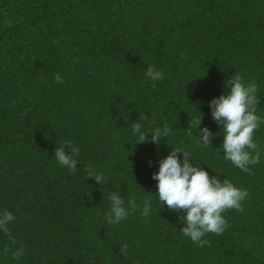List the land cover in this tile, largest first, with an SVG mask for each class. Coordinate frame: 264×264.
Returning <instances> with one entry per match:
<instances>
[{
  "label": "trees",
  "instance_id": "obj_1",
  "mask_svg": "<svg viewBox=\"0 0 264 264\" xmlns=\"http://www.w3.org/2000/svg\"><path fill=\"white\" fill-rule=\"evenodd\" d=\"M233 74L256 83L264 119V0H0V212L15 216L0 264H264V123L249 174L216 150L224 137L209 108ZM200 112L211 146L196 142ZM133 122L171 133L136 144ZM65 140L79 148L75 172L54 155ZM177 147L249 193L221 213L222 234L202 237L210 246L184 236V213L158 199L152 174ZM89 165L105 183L87 179ZM113 191L141 206L116 225L105 219Z\"/></svg>",
  "mask_w": 264,
  "mask_h": 264
},
{
  "label": "clouds",
  "instance_id": "obj_2",
  "mask_svg": "<svg viewBox=\"0 0 264 264\" xmlns=\"http://www.w3.org/2000/svg\"><path fill=\"white\" fill-rule=\"evenodd\" d=\"M146 76L152 81L163 79V74L154 67L148 68ZM55 80L57 83H63L59 73L55 75ZM224 87L228 89L227 94L224 91L209 101L211 117L220 126V133L224 137L216 150L222 151L224 158L230 160L236 167L252 174L249 165L261 161L260 147L254 142L253 133L261 123H264V119L256 115L257 106L260 104L257 85L255 82H246L240 74H233L225 80ZM202 116L201 113L192 121L199 129V139L196 142L211 146L216 134L207 126L200 127ZM139 119L148 118L141 112ZM131 129L137 135L136 144L151 142L159 145L161 139L171 133L168 126L142 130L139 122H133ZM191 134L189 131V135ZM180 153L183 154L182 159L178 155ZM54 155L60 166L70 172L77 170L79 148L70 140H65L56 147ZM86 172L87 179L94 178L100 185L105 183L104 174L96 172L91 165L86 168ZM152 178L157 181L156 193L162 207L166 204L169 210L184 213L185 225L181 231L200 247L211 244L210 240L202 239L206 234L220 235L227 228V221L221 213L226 209L242 210L241 201L249 195L246 189L237 188L227 179L222 181L218 175L210 176L204 168L193 164L190 154L179 147L171 149L170 153L159 161V169L152 174ZM107 198L111 203L105 219L111 225L119 224L141 207L135 197L126 202L119 192H110ZM151 207L150 200L145 199L141 215L146 219L150 217ZM14 221L15 216L11 211L5 209L0 212V232L7 235L13 244L15 238L9 225ZM127 247L123 245L121 253L126 255ZM9 251L8 247L4 249L5 253ZM11 254L14 260H18L23 256L24 248L20 247Z\"/></svg>",
  "mask_w": 264,
  "mask_h": 264
}]
</instances>
